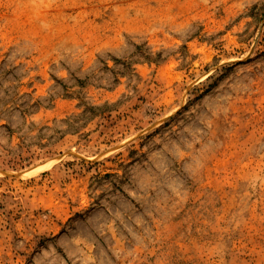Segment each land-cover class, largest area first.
I'll return each instance as SVG.
<instances>
[{
  "label": "rangeland",
  "instance_id": "1",
  "mask_svg": "<svg viewBox=\"0 0 264 264\" xmlns=\"http://www.w3.org/2000/svg\"><path fill=\"white\" fill-rule=\"evenodd\" d=\"M0 264H264V0H0Z\"/></svg>",
  "mask_w": 264,
  "mask_h": 264
},
{
  "label": "bare ground",
  "instance_id": "2",
  "mask_svg": "<svg viewBox=\"0 0 264 264\" xmlns=\"http://www.w3.org/2000/svg\"><path fill=\"white\" fill-rule=\"evenodd\" d=\"M35 170H36V169H35ZM35 170H33V171H35ZM33 171H32V172H33Z\"/></svg>",
  "mask_w": 264,
  "mask_h": 264
}]
</instances>
